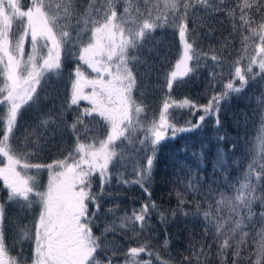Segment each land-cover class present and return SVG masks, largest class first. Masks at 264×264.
Masks as SVG:
<instances>
[{
  "label": "snow or ice",
  "instance_id": "6c2138e0",
  "mask_svg": "<svg viewBox=\"0 0 264 264\" xmlns=\"http://www.w3.org/2000/svg\"><path fill=\"white\" fill-rule=\"evenodd\" d=\"M219 14L230 31L220 51L210 47L204 52L190 24L201 15ZM165 25L175 29L180 43L178 58L164 75L167 93L201 60H211L213 67L230 65L229 77L203 105L188 98L175 101L166 94L158 114L149 120L144 101L137 99L142 85L136 68L143 63L145 42ZM212 31L210 27L206 35ZM237 39L240 52L230 59ZM66 59L73 62L66 101L41 125L59 119L62 129L70 132L71 146L50 163L33 162L39 139L25 137L23 148L14 145L18 118L23 108L39 104L42 83L63 75ZM257 77L264 80V0H0V191L7 194L0 202V264H153L141 257L154 255L151 242L140 243V238L150 229L158 207L147 183L159 145L202 128L209 117L219 132L222 102ZM173 108L201 114L195 123L189 120L178 126L172 119ZM69 112L70 123L65 119ZM231 147L235 149L234 144ZM130 154L135 160L134 177L125 179L118 170L127 167ZM249 155L239 180L229 182L223 176L225 190L209 185L207 192H201L203 185L192 174L183 191L176 192L177 209L194 202V214L204 220L199 240L190 241L177 264H264V116ZM226 165L221 151L214 172L226 173ZM114 170L117 183L137 184L148 197L131 213L121 215L115 204L104 210L106 198L113 196ZM41 173H46V183H41ZM186 193L202 199L188 201ZM13 204L34 210L35 215L28 224L13 223L10 245L7 208ZM159 214L163 222L165 212ZM106 216L113 219L97 235L96 222ZM129 233L137 244L125 248L118 237ZM163 246L168 248L167 238Z\"/></svg>",
  "mask_w": 264,
  "mask_h": 264
},
{
  "label": "trees",
  "instance_id": "16d2710c",
  "mask_svg": "<svg viewBox=\"0 0 264 264\" xmlns=\"http://www.w3.org/2000/svg\"><path fill=\"white\" fill-rule=\"evenodd\" d=\"M223 21V23H221ZM201 23L204 24L201 27ZM195 27L198 35H196L197 46L200 50L207 52L209 48L220 51V45L223 38L228 36L230 24L223 14L214 17L197 18ZM214 29L211 35L209 28ZM180 51V43L175 29L170 25L157 28L152 33L151 39L145 42L141 53L143 63L139 64L136 72L142 87L137 92V99L143 100L147 112V118L150 120L154 114H158L165 99L166 94L170 95L175 101L188 98L197 104H206L213 94V91L219 92L223 88V83L229 77L230 65L225 64L223 67L217 65L213 67L211 60H201L199 67L174 83L171 93H167V89L163 87L164 75L171 70L178 58ZM231 58H234L240 52L239 39L234 41V46L230 50ZM71 60H65L63 75L60 78L51 76L46 82L42 83L38 89L40 102L32 107H25L21 110L18 118L16 138L14 145L20 148L24 147V139L27 137L29 141L39 139L40 148L35 151L32 156L33 162L50 163L53 159L60 157L64 153L65 148L71 146L70 132L66 127L62 129L59 119L55 124L42 126L41 120L50 112L56 113L60 110V105L66 101L65 86L68 84V73L72 66ZM195 64V61L193 62ZM215 73V78H213ZM214 84L213 89L211 85ZM47 97V98H45ZM264 80L257 77L249 80L248 85L240 93H233L230 97L222 102L221 105V130L217 132L214 125V118L209 117L202 128L193 132L179 134L175 139H168L159 145L156 160L152 170V176L147 183V187L151 192V200L155 201L157 210L152 213L150 221V229L142 234L140 243L146 241L151 242L154 255L148 257L141 254L142 259H151L153 264H161L167 261V264H177L186 253L190 241L199 240L204 220L201 216L195 215V203H188L177 209L178 198L177 191H183L184 184L187 179L195 174L203 187L201 192H207L208 186L213 188L226 189L223 176L227 175L229 182H236L242 177V174L250 161V149L256 143V137L261 128V118L264 116ZM173 122L178 126H184L189 120L193 123L196 116H192L188 108H173ZM72 113L66 114L65 119L70 123ZM139 135V134H138ZM223 135V141L218 140L217 136ZM235 149L232 150V145ZM223 151L227 160V172H214V164L218 154ZM203 153L201 159L200 154ZM150 154V153H149ZM134 156L129 155V162L126 168L118 171L123 173L125 179H132ZM117 171H113V181L110 190L113 193L111 198H106L104 210L111 206L119 205L118 212L123 215L125 212L131 213L133 208L148 201L147 195L137 184L123 185L117 183ZM215 178L216 183L213 184ZM2 184V182H0ZM94 189L98 188V183H94ZM6 191H0V202L6 198ZM185 198L188 201L202 199V197H194L191 193H186ZM203 206V205H202ZM259 211V205L255 206ZM172 210H176V216H172ZM165 212V220L160 219V212ZM183 212H187L185 216ZM34 210L21 209L18 205H10L7 208L8 217V236L9 244L12 243V226L16 220L22 224H28L34 217ZM113 217L106 216L96 222L94 231L100 235L105 224L109 223ZM259 225H257V229ZM169 240L168 248H164L163 241ZM111 240L112 236L109 235ZM119 241L125 248L128 246H136L137 241L129 233L128 236H119ZM24 247H29L25 242ZM19 249L12 250V254ZM156 254L160 259H156ZM123 259V257H120Z\"/></svg>",
  "mask_w": 264,
  "mask_h": 264
},
{
  "label": "rangeland",
  "instance_id": "374dc122",
  "mask_svg": "<svg viewBox=\"0 0 264 264\" xmlns=\"http://www.w3.org/2000/svg\"><path fill=\"white\" fill-rule=\"evenodd\" d=\"M26 50H27V46H26ZM32 171H34V170H32ZM29 174H32V173L30 172ZM40 180H41V183H46L47 182V175H46V173H41Z\"/></svg>",
  "mask_w": 264,
  "mask_h": 264
}]
</instances>
